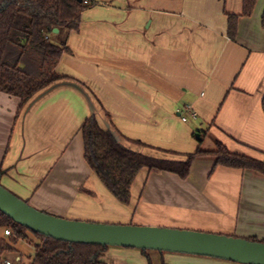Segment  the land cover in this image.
<instances>
[{
  "label": "crops",
  "instance_id": "obj_1",
  "mask_svg": "<svg viewBox=\"0 0 264 264\" xmlns=\"http://www.w3.org/2000/svg\"><path fill=\"white\" fill-rule=\"evenodd\" d=\"M95 1L66 37L56 72L68 78L21 108L0 92V184L60 218L264 241L263 174L213 169L211 159L193 161L185 179L142 170L124 205L85 162L80 132L95 115L147 156L183 160L218 141L264 161V0L238 18L234 40L227 17L241 14L242 0ZM185 106L194 116L182 121Z\"/></svg>",
  "mask_w": 264,
  "mask_h": 264
},
{
  "label": "trees",
  "instance_id": "obj_2",
  "mask_svg": "<svg viewBox=\"0 0 264 264\" xmlns=\"http://www.w3.org/2000/svg\"><path fill=\"white\" fill-rule=\"evenodd\" d=\"M95 2L0 0V92L19 98L21 108L37 92L68 78L56 72L61 55L68 51L66 37L69 32L79 29L82 12ZM255 2L242 0L241 14L228 15L229 39H235L238 18L249 16ZM261 25L264 28V11ZM54 29H57L56 33ZM261 103L264 111V96ZM80 132L85 162L107 191L124 205L130 203L132 184L142 170L169 172L185 179L193 161L211 159L214 162L213 169L222 166L254 170L264 175V161L230 152L218 141H215L213 150L198 147L193 153L184 155L183 160H168L147 156L126 147L110 130L100 127L95 115L83 121ZM4 173L0 168V178ZM2 230H9L10 235H5ZM29 235L34 238V255L26 264H106L102 257L108 246L44 237L15 223L1 211L0 264L10 256L13 259L18 257L16 262H21L22 256L16 245L21 240H27ZM247 240L264 242L255 238ZM147 264H151L149 259Z\"/></svg>",
  "mask_w": 264,
  "mask_h": 264
},
{
  "label": "water",
  "instance_id": "obj_3",
  "mask_svg": "<svg viewBox=\"0 0 264 264\" xmlns=\"http://www.w3.org/2000/svg\"><path fill=\"white\" fill-rule=\"evenodd\" d=\"M53 31L56 33L57 29ZM0 211L32 232L61 241L192 254L239 264H264V242L190 230L60 218L33 208L1 184Z\"/></svg>",
  "mask_w": 264,
  "mask_h": 264
},
{
  "label": "rangeland",
  "instance_id": "obj_4",
  "mask_svg": "<svg viewBox=\"0 0 264 264\" xmlns=\"http://www.w3.org/2000/svg\"><path fill=\"white\" fill-rule=\"evenodd\" d=\"M25 202L28 205H30L28 201ZM42 212L46 213L44 211ZM1 232L4 233L3 230ZM33 246H34V238L29 235L27 240H21L16 245L19 255L22 256L21 262L17 263L16 259H13V256H10L9 258H7V260H10L11 264L28 263L29 259H31L32 256L34 255ZM107 249L108 252L106 253L105 258H106V262H108L109 264H147L148 259L150 260L151 264H161L162 262L166 264H190L189 262H185L183 258L197 259L198 261H205L211 263L212 261L214 262L217 261L218 263L221 264H239L218 258H211V257L184 254V253L167 252V251H157L151 249L142 250L138 248H130L123 246H108ZM191 264L194 263L192 262Z\"/></svg>",
  "mask_w": 264,
  "mask_h": 264
},
{
  "label": "built area",
  "instance_id": "obj_5",
  "mask_svg": "<svg viewBox=\"0 0 264 264\" xmlns=\"http://www.w3.org/2000/svg\"><path fill=\"white\" fill-rule=\"evenodd\" d=\"M85 3H87V1H85ZM185 113H191L192 114V109L190 106H185L183 111H178V116L180 117V119L182 121H185L186 120V116H184L183 114ZM192 116H194V114H192ZM4 234L5 235H10V231L9 230H5L4 231ZM19 258L17 257L16 260H18ZM3 264H11V261L10 260H7L5 259Z\"/></svg>",
  "mask_w": 264,
  "mask_h": 264
}]
</instances>
